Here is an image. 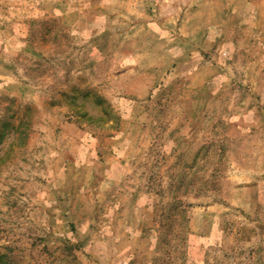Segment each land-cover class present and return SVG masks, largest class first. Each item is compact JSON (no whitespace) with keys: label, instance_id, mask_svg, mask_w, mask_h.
Returning a JSON list of instances; mask_svg holds the SVG:
<instances>
[{"label":"rangeland","instance_id":"rangeland-1","mask_svg":"<svg viewBox=\"0 0 264 264\" xmlns=\"http://www.w3.org/2000/svg\"><path fill=\"white\" fill-rule=\"evenodd\" d=\"M0 264H264V0H0Z\"/></svg>","mask_w":264,"mask_h":264}]
</instances>
